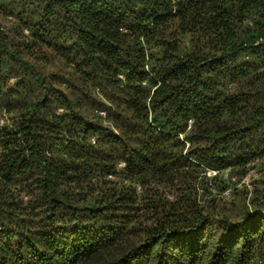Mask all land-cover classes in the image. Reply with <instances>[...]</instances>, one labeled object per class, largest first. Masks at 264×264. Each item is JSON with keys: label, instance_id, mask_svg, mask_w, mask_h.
<instances>
[{"label": "trees", "instance_id": "trees-1", "mask_svg": "<svg viewBox=\"0 0 264 264\" xmlns=\"http://www.w3.org/2000/svg\"><path fill=\"white\" fill-rule=\"evenodd\" d=\"M1 118L0 264H264V0H0Z\"/></svg>", "mask_w": 264, "mask_h": 264}, {"label": "rangeland", "instance_id": "rangeland-1", "mask_svg": "<svg viewBox=\"0 0 264 264\" xmlns=\"http://www.w3.org/2000/svg\"><path fill=\"white\" fill-rule=\"evenodd\" d=\"M4 121V119H0V122L2 123ZM212 172L211 171H209L208 172V174H211ZM223 175L224 176H226V171H224L223 172ZM257 176V173L255 172V171H252V170H250L244 177H243V179H242V181H240V182H237L236 184H233L232 186H231V190H232V187H237V188H239V187H242V183H245L248 187H250V182H251V180L254 178V177H256ZM213 192H215V190H213ZM223 195H225L226 194V192H223L222 193ZM227 196V195H226ZM226 198H229V197H226Z\"/></svg>", "mask_w": 264, "mask_h": 264}, {"label": "built area", "instance_id": "built-area-1", "mask_svg": "<svg viewBox=\"0 0 264 264\" xmlns=\"http://www.w3.org/2000/svg\"><path fill=\"white\" fill-rule=\"evenodd\" d=\"M120 165H124V162L122 161V162L120 163ZM213 172H215V171H213ZM109 177H112V174H109Z\"/></svg>", "mask_w": 264, "mask_h": 264}]
</instances>
